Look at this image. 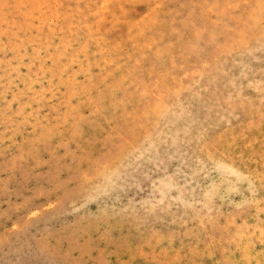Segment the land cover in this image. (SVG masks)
<instances>
[{
  "label": "rangeland",
  "instance_id": "obj_1",
  "mask_svg": "<svg viewBox=\"0 0 264 264\" xmlns=\"http://www.w3.org/2000/svg\"><path fill=\"white\" fill-rule=\"evenodd\" d=\"M0 264H264V0H0Z\"/></svg>",
  "mask_w": 264,
  "mask_h": 264
}]
</instances>
